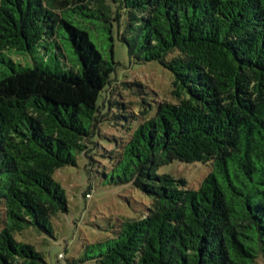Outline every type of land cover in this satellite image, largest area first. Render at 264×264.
Returning a JSON list of instances; mask_svg holds the SVG:
<instances>
[{"label": "trees", "instance_id": "trees-1", "mask_svg": "<svg viewBox=\"0 0 264 264\" xmlns=\"http://www.w3.org/2000/svg\"><path fill=\"white\" fill-rule=\"evenodd\" d=\"M116 32L173 73L175 101L119 80ZM137 85L131 114L117 98ZM79 156L150 202L68 264H264V0H0V264H48L23 239L54 236V175ZM175 160L211 170L191 188L158 173Z\"/></svg>", "mask_w": 264, "mask_h": 264}, {"label": "rangeland", "instance_id": "rangeland-1", "mask_svg": "<svg viewBox=\"0 0 264 264\" xmlns=\"http://www.w3.org/2000/svg\"><path fill=\"white\" fill-rule=\"evenodd\" d=\"M90 36L98 48L106 47L105 36L99 31H90ZM41 58L39 53H35L34 58L30 59L31 64L33 65L34 61L40 62ZM114 58L117 62L115 74L119 80L138 81L143 86L144 95L151 100H176L172 95L173 73L157 61L135 63L128 53L127 44L120 39L117 32ZM15 59L23 61L21 57ZM135 89L138 93L123 90V95L117 98L119 102L127 104V110L131 114L139 113L141 88L137 85ZM105 129L111 131V127ZM85 163V158L79 156L77 166L62 167L54 175L69 195V211L61 213L53 220L54 236H46L45 239L32 236L23 239L34 243L38 250L44 252L48 264H68L67 260L77 256L83 250L84 244L103 240L111 235L112 226L117 223L118 218L135 217L145 211L150 202V198L133 184H106L96 168L91 172L90 179ZM210 170L211 164L175 160L160 167L158 173L183 177L191 188H197ZM90 186L92 197L86 199L84 194ZM17 238L22 239L20 236ZM61 252L66 258L59 259Z\"/></svg>", "mask_w": 264, "mask_h": 264}, {"label": "built area", "instance_id": "built-area-1", "mask_svg": "<svg viewBox=\"0 0 264 264\" xmlns=\"http://www.w3.org/2000/svg\"><path fill=\"white\" fill-rule=\"evenodd\" d=\"M88 196V195H87ZM59 257H63V254H59Z\"/></svg>", "mask_w": 264, "mask_h": 264}]
</instances>
